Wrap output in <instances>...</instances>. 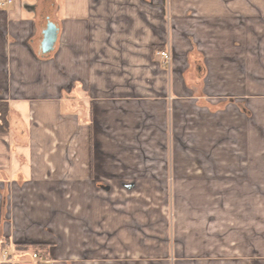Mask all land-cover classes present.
I'll return each mask as SVG.
<instances>
[{
  "label": "crops",
  "instance_id": "0c3cea01",
  "mask_svg": "<svg viewBox=\"0 0 264 264\" xmlns=\"http://www.w3.org/2000/svg\"><path fill=\"white\" fill-rule=\"evenodd\" d=\"M0 102V238L44 264H264V0H13Z\"/></svg>",
  "mask_w": 264,
  "mask_h": 264
},
{
  "label": "trees",
  "instance_id": "16d2710c",
  "mask_svg": "<svg viewBox=\"0 0 264 264\" xmlns=\"http://www.w3.org/2000/svg\"><path fill=\"white\" fill-rule=\"evenodd\" d=\"M8 105L0 102V130L4 131L8 126ZM0 249L13 250L15 255H32L34 252L41 253L45 258L47 257L48 245L42 243H17L13 244L4 237L0 238Z\"/></svg>",
  "mask_w": 264,
  "mask_h": 264
},
{
  "label": "water",
  "instance_id": "95a60500",
  "mask_svg": "<svg viewBox=\"0 0 264 264\" xmlns=\"http://www.w3.org/2000/svg\"><path fill=\"white\" fill-rule=\"evenodd\" d=\"M59 37L58 27L50 22L47 28L43 31V39L41 42L42 52L44 54L51 53L55 50L57 41Z\"/></svg>",
  "mask_w": 264,
  "mask_h": 264
},
{
  "label": "built area",
  "instance_id": "2783aa9c",
  "mask_svg": "<svg viewBox=\"0 0 264 264\" xmlns=\"http://www.w3.org/2000/svg\"><path fill=\"white\" fill-rule=\"evenodd\" d=\"M12 3H13V0H0V6H8ZM158 53L161 56L164 64H167V65L171 64L172 54H171L170 48L162 49ZM4 253L6 256H9L6 250L4 251ZM31 256H32V259L40 262L41 264H44L47 261L46 258L41 253H38V252H34Z\"/></svg>",
  "mask_w": 264,
  "mask_h": 264
},
{
  "label": "rangeland",
  "instance_id": "374dc122",
  "mask_svg": "<svg viewBox=\"0 0 264 264\" xmlns=\"http://www.w3.org/2000/svg\"><path fill=\"white\" fill-rule=\"evenodd\" d=\"M162 50V49H161ZM166 66H168L167 64H165ZM214 91V90H213Z\"/></svg>",
  "mask_w": 264,
  "mask_h": 264
}]
</instances>
